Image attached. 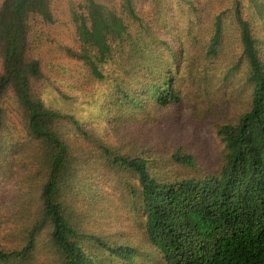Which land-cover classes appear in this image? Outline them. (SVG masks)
I'll list each match as a JSON object with an SVG mask.
<instances>
[{
  "label": "trees",
  "instance_id": "obj_1",
  "mask_svg": "<svg viewBox=\"0 0 264 264\" xmlns=\"http://www.w3.org/2000/svg\"><path fill=\"white\" fill-rule=\"evenodd\" d=\"M60 1L0 0V264H137L139 247L87 228L106 196L89 170L109 165L133 178L164 264H264V0H63L77 42L64 51L92 89L77 114L45 70ZM233 86L249 101L217 123L224 156L212 174L197 175L179 143L116 147L82 116L128 130L211 95L228 103ZM161 161L179 171L159 172Z\"/></svg>",
  "mask_w": 264,
  "mask_h": 264
},
{
  "label": "rangeland",
  "instance_id": "obj_2",
  "mask_svg": "<svg viewBox=\"0 0 264 264\" xmlns=\"http://www.w3.org/2000/svg\"><path fill=\"white\" fill-rule=\"evenodd\" d=\"M62 2L63 0L60 1L59 6L64 12L65 5H61L63 4ZM59 19V24L50 32L51 42L44 55L46 60L45 70L50 74L54 85L71 97L70 100L65 102L71 105L69 110L77 114L80 111L78 110L79 104L91 96L92 89H90V85L86 84L87 72L85 68L64 51L66 46L77 47L73 33L74 27L65 12L60 14ZM229 35H232V30ZM225 69L226 67L224 66V71ZM238 78L236 86L245 78L243 71L238 73ZM173 83L172 85H174ZM179 85L185 95L189 89V81H186L185 84L179 83ZM234 88L235 86L230 87L228 90V103L223 102L222 95L216 92L215 94L218 95H211L210 105L206 107H204L205 104L202 103V99L194 102L197 104L196 106L201 108L199 111L196 110L195 112L192 105L184 106L180 112L176 113L171 110L158 115L151 121L146 118V114H141L132 121L128 130H122L123 128L111 123V121L108 125L99 128V121L103 116L94 118L81 115L83 118L87 117L89 129L101 134L109 144L118 147L119 145L131 143L132 147V145L138 144L141 140L147 139L149 141L145 143L151 146L157 145L167 153L171 146L179 143L178 145L184 147L185 151L196 158L197 167H199L197 175L212 174L220 166L224 156V145L217 133V123H225L231 118L233 120L249 101L246 95L237 96L236 93L231 95L230 91H233ZM200 101L201 104L198 103ZM8 102L15 109L11 119L17 125L15 132L19 136L22 127L16 112L18 106L15 100H8ZM213 105L220 108L210 117L209 111ZM224 107H227V109ZM204 117H210V119L202 123ZM157 167L158 171L163 173L171 171L174 174L179 171L174 168L168 169L169 166L162 161ZM86 168L88 169V167ZM89 172L93 173L94 177L98 178V181L102 183L106 196L97 208L96 217H93L94 219L91 221L92 226L87 225V228L93 229L95 234H100L105 239L107 238L117 243L126 242L139 247L141 258L137 264H164L160 256L152 251V248L146 242L141 229L144 214L137 198L131 197L129 190L127 191V189H130L129 185L133 178L110 165L108 167L99 166L97 172L92 169ZM170 175L172 176V174ZM178 175L193 177V173L188 171L179 172Z\"/></svg>",
  "mask_w": 264,
  "mask_h": 264
}]
</instances>
